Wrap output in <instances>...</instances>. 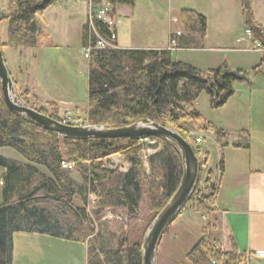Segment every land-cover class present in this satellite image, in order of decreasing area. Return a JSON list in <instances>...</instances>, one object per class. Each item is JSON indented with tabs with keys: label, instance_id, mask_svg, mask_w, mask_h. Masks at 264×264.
<instances>
[{
	"label": "trees",
	"instance_id": "trees-1",
	"mask_svg": "<svg viewBox=\"0 0 264 264\" xmlns=\"http://www.w3.org/2000/svg\"><path fill=\"white\" fill-rule=\"evenodd\" d=\"M59 1L9 0L6 14L0 15V22H6L7 37V41L0 44L1 49L40 46L44 38L40 24L42 13ZM245 16L252 39L262 42V31L253 28L249 11ZM178 21L200 37L206 33V19L191 10H181ZM94 25L100 37L108 38L101 24ZM92 36L86 24L84 46L91 43L88 40ZM180 38L176 42L182 49L178 43ZM170 54L171 51L166 49L92 50L87 60L85 115L88 125L121 128L138 120H147L173 128L188 139L180 125L183 127L188 121L200 119L193 110L199 95L204 93L209 106L217 109L232 95V85L243 80L238 72L225 66L202 72L172 60ZM20 97L25 101L22 94ZM33 110L58 121L55 108L49 113ZM159 143L158 152L147 158L146 173L140 160L142 146L139 139L62 140L8 110L0 93V148L12 149L26 162L22 164L0 157V169L4 171L0 203V264H12V239L17 233L85 244L86 264H142L140 245L144 231L176 191L182 172L175 147L163 141ZM113 155H119L129 163L126 172L120 171L119 166H111L109 158ZM63 161L74 165L72 172L81 178L83 185L70 178L72 172L61 170ZM205 164L199 159L196 186L182 212L190 210L202 214L206 225L185 259L189 264H211L214 259L223 264H237L243 254H238L234 247L229 252L223 251L220 242L212 235L214 228L209 219L213 210L205 204L210 195H203L200 189V173ZM34 166L45 168L49 178ZM89 195L97 199V209L91 214L86 212ZM77 200L82 206L76 204ZM143 202L150 215L143 229L139 231L135 226H129L114 249H104L97 244L92 221L99 220L104 209L123 210L129 219H137Z\"/></svg>",
	"mask_w": 264,
	"mask_h": 264
},
{
	"label": "crops",
	"instance_id": "crops-1",
	"mask_svg": "<svg viewBox=\"0 0 264 264\" xmlns=\"http://www.w3.org/2000/svg\"><path fill=\"white\" fill-rule=\"evenodd\" d=\"M62 3L61 0L43 11L40 24L44 38L40 46L5 48L13 51L7 70L33 109L49 113L55 108L58 115L86 109L87 95L85 98L77 91L71 50L83 53L90 5L94 9L106 4L113 7L118 49L163 50L168 45L169 32L178 30L179 45L190 50L171 52L172 60L202 72L223 66L238 72L243 80L232 85V95L226 103L212 109L206 96L208 111H201V93L193 105L200 119L186 122L183 129L188 136L201 139L194 145L199 159L206 162L200 173L201 193L210 195L205 204L213 210L209 222L221 249L229 252L234 247L238 254H264V58L247 51L250 41L244 35L247 11L253 28L264 30V0H77L73 7ZM5 6L1 4L0 10L4 11ZM183 9L206 19L203 37L178 21ZM0 25L6 30V22ZM123 27L129 29L127 45L118 42V28ZM0 157L26 163L8 148H0ZM121 159L109 158L115 162ZM34 167L49 178L45 168ZM3 174L0 169V203ZM69 176L83 185L76 173ZM88 198L94 202L92 195ZM76 204L82 206L78 200ZM189 212L192 211L182 212L163 234L157 264H187L185 255L201 237L203 228L198 217ZM12 240V264H86L85 244L25 233L14 234ZM180 252H184L183 260L176 259Z\"/></svg>",
	"mask_w": 264,
	"mask_h": 264
},
{
	"label": "water",
	"instance_id": "water-1",
	"mask_svg": "<svg viewBox=\"0 0 264 264\" xmlns=\"http://www.w3.org/2000/svg\"><path fill=\"white\" fill-rule=\"evenodd\" d=\"M247 8V4L245 6ZM245 8V9H246ZM0 93L6 108L38 125L47 133L62 140H119L155 138L171 144L181 162V178L174 194L144 231L140 245L142 264H156V253L161 238L191 198L199 175V159L194 146L176 130L147 120H138L121 128L104 126L69 127L60 124L28 106L22 100L16 84L9 75L0 46Z\"/></svg>",
	"mask_w": 264,
	"mask_h": 264
},
{
	"label": "built area",
	"instance_id": "built-area-1",
	"mask_svg": "<svg viewBox=\"0 0 264 264\" xmlns=\"http://www.w3.org/2000/svg\"><path fill=\"white\" fill-rule=\"evenodd\" d=\"M65 5H69L71 3L76 2L77 0H62ZM90 2V0H89ZM172 22H177L176 19H172ZM95 23L101 24L106 33H108V38L100 37L98 35V32L94 29ZM87 27L89 30H91L93 36L90 40H88L89 44L83 47V59L88 60L90 52L92 50H113L118 48L116 44V31H115V19L113 16V7L110 4L98 6L96 9H94L91 5L89 6V10L87 13V20H86ZM245 37L250 41V45L247 49L248 52H256L260 54L264 58V30H262V42L255 41L252 39V33L249 28H245L244 30ZM181 36V32L176 31H170L168 36V45L166 47L167 51L171 52H177V51H184V50H190V49H180L177 46V38ZM67 114H64L63 116L58 118V122L64 126L69 127H85L88 126V122L85 118H77L72 116L73 111L66 112ZM72 113V115H70ZM85 115V114H84ZM189 139L194 141V144H200L201 139L200 138H193L191 135H189ZM160 141L155 138H140L139 139V145L142 146V150L140 151L139 155L140 157L144 158L145 160L158 152V150L161 148V145L159 143ZM118 156V155H114ZM122 158V157H121ZM111 166H119L120 171L126 172L128 169V164L124 163L122 159L120 161H111ZM126 164V165H124ZM146 165V164H145ZM61 170L66 172H72L74 171V165L72 163H69L67 161L61 162ZM126 166V167H125ZM93 196V195H92ZM94 197V202L88 203L86 205V212L91 214L92 211L96 210V197ZM202 222L205 221L204 216L201 217ZM127 222L126 215L123 211L115 209H109L106 208L103 210L102 216H100L99 222ZM211 264H223L220 261L217 260H211ZM237 264H264V254H249L244 253L242 255L241 260Z\"/></svg>",
	"mask_w": 264,
	"mask_h": 264
},
{
	"label": "rangeland",
	"instance_id": "rangeland-1",
	"mask_svg": "<svg viewBox=\"0 0 264 264\" xmlns=\"http://www.w3.org/2000/svg\"><path fill=\"white\" fill-rule=\"evenodd\" d=\"M8 1L9 0H0V5L5 3V5L7 6ZM62 5H64V4L62 3ZM75 5H76V2L71 3L69 5H64V6L65 7L66 6L73 7ZM6 6H5L4 11L0 10V15H2V14L4 15V13L6 14ZM40 22H41V20H40ZM0 23H2V22H0ZM128 33H129L128 27H127V29L125 27H123L122 29L118 28V42L120 45H122V43H124V45H127V43H129ZM6 41H7L6 30L4 27H2L0 25V44L5 43ZM1 51H2V55H3L4 63H5L6 69H7L8 57L13 51L11 49H5V48H2ZM69 52H70V50H69ZM71 58L73 61V66H74L72 70L74 71L75 77H76L75 82L77 84V91L82 93V95L85 96V98H86V95H87V74H88V70H87V66H86V60L83 59L82 52L79 53L78 50H71ZM8 73H9V71H8ZM9 75H10V73H9ZM202 98H204V99H202ZM26 104H27V102H26ZM198 105H199V109L201 111L203 109L208 111V102L206 100V95L204 93H202L201 97H199ZM30 108H31V106H30ZM86 110H87V107L84 110L80 109V111L73 112V115H72V113L70 115L82 119V118H85V116H86L82 112H84L86 114ZM69 112L70 111H68V113ZM64 114H67V113H65V112L60 113L58 116L61 117ZM180 126H181L180 129L182 131H184L182 125H180ZM119 157H121V156H119ZM140 160L143 164L144 170L146 171V173H148V165H145V164H147V159L145 160L144 158L140 157ZM123 162L128 164V166H130L129 163L126 162L125 160ZM108 163H109V161H108ZM201 187H202V184L200 183V189H201ZM143 200H145V199L143 198ZM88 203H91L89 198L86 201V204H88ZM184 212H186V211H184ZM102 213H103V211H102ZM189 213L198 217L197 219L201 222L200 227L205 226L204 225L205 223L202 222V220L200 218L202 216V214H195L193 212H189ZM100 216H102V214ZM149 219H150L149 211H148V208L145 207L144 202L140 204L137 219H129V220H127L126 223L123 220H122L123 222L113 221V222H102V223H100L99 220H95V217H94L95 222L92 221V225H93V230L95 229V231L97 232L96 233L97 234V244L104 249L105 248L106 249H114L116 247L117 242L126 235V231L131 226H135L136 230L140 231L141 229H143L147 225V223L149 222ZM97 227H98V229H97ZM212 235L214 236V233ZM163 245H165V243H163ZM156 255H157V253H156ZM183 255H184V252L183 253L180 252V254L176 255V257H177L176 259L177 260H183L182 259ZM156 264H157V260H156ZM167 264H169V263H167ZM187 264H189V263L187 262Z\"/></svg>",
	"mask_w": 264,
	"mask_h": 264
}]
</instances>
